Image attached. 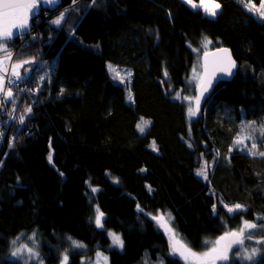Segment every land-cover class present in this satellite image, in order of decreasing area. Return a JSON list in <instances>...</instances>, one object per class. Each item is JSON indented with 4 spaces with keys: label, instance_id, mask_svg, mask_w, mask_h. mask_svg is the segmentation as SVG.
I'll use <instances>...</instances> for the list:
<instances>
[{
    "label": "trees",
    "instance_id": "16d2710c",
    "mask_svg": "<svg viewBox=\"0 0 264 264\" xmlns=\"http://www.w3.org/2000/svg\"><path fill=\"white\" fill-rule=\"evenodd\" d=\"M215 1L221 10L209 17L182 0H60L42 8L29 35L6 42L9 70L32 62L0 114V264H23L11 241L33 233L42 264H62L64 253L81 264L98 251L108 264H186L171 254L159 214L195 252L234 221L264 228V17L244 0ZM204 46L229 48L240 69L199 111L196 102L194 117L182 93ZM122 68L132 72L126 86L112 70ZM243 132L252 140L240 149ZM261 247L254 264H264Z\"/></svg>",
    "mask_w": 264,
    "mask_h": 264
},
{
    "label": "snow or ice",
    "instance_id": "6c2138e0",
    "mask_svg": "<svg viewBox=\"0 0 264 264\" xmlns=\"http://www.w3.org/2000/svg\"><path fill=\"white\" fill-rule=\"evenodd\" d=\"M40 0H0V52H4L5 55L3 57H0V94H3L0 96V100H3L4 103L8 102L7 98H12V88L11 86L16 83V81H19L21 79L20 73L18 72V69L23 67V64L30 63L32 61H22L15 64H12L11 66V78L7 80L6 85V74L9 72V68L6 66L9 61L11 60V53L7 50L6 42L11 39L14 35L13 29L17 30H24L27 25V21L30 15H35L36 12L34 10L38 9V4ZM45 3H54L55 0H44ZM95 2V0H94ZM186 3L190 4L193 8L199 7L202 9L207 15L215 16L217 14L216 10L220 8V5L215 2V0H211V2H206V0H199V4L195 3L194 0H185ZM245 8H248L250 11L255 9L258 14L261 17H264V0H261L260 7L257 9L255 4L247 3L244 5ZM61 20H63V15H61L58 19L54 20V24H60ZM210 42V41H209ZM227 52V50H223ZM230 64L234 66V62L230 61ZM111 69V66H109ZM115 71L114 69H112ZM227 71V69H224ZM230 75V71L228 72ZM207 85H205L204 90H206ZM199 106V99H197V107ZM14 111V109H13ZM27 112H31V108L26 109ZM189 109V115H194ZM20 122L23 123V117L20 118ZM150 124V121L141 120V122L137 125L138 130L141 133H144L145 127ZM260 134L264 136V124L260 126ZM248 139H251V136L247 137ZM238 143H242L243 140L241 138H238ZM153 148H155V144L153 142ZM252 149L256 148V143H252L251 145ZM259 155L264 156V152L259 153ZM207 166V162H205V168ZM197 175H201L206 177V172L204 169H201L197 172ZM93 191H96V189H93ZM228 207V206H225ZM241 205L237 204L234 207H228V211L232 212L235 209H240ZM97 217H96V224L98 227H103L101 223V217H103V213L97 209ZM154 219H160L163 220V217H154ZM256 225L249 224L248 222H245L244 226L241 228L240 232H230L227 233L225 236H222L219 240L215 242L210 252H204V253H196L192 251L191 248H189L187 245L182 243L180 240L176 238L175 233L171 234V249H172V255H178L183 261L186 262V264H216V261L222 260V261H228L229 256L228 252L232 246L233 243L243 245V233L246 229L251 230L255 229ZM167 231L171 232V229H167ZM23 235V234H21ZM113 243L118 245L119 247H123V241L120 239L119 236L116 234H111ZM36 234L33 233L30 237H28L29 240L35 241ZM229 237H232L234 239L229 240L228 243L221 245V241L228 240ZM251 239V234L248 237ZM71 241V245L74 248H83L84 245L72 240L71 237L68 238ZM17 240H19V237L11 241L13 245H16ZM207 243V242H206ZM258 244H264V240H258L256 241ZM246 251V250H245ZM258 249L253 248L251 254L244 255L242 259L244 260H252L253 256L257 253ZM27 252L28 259H36L39 264H42V260L39 256L38 251H36L32 247H28L27 244H21L19 247H15L14 250L11 252L12 257H16L17 259L20 258V256ZM99 255V254H98ZM106 260V257L104 258ZM27 264V262H26ZM62 264H68V255L67 253L63 254V261Z\"/></svg>",
    "mask_w": 264,
    "mask_h": 264
},
{
    "label": "rangeland",
    "instance_id": "374dc122",
    "mask_svg": "<svg viewBox=\"0 0 264 264\" xmlns=\"http://www.w3.org/2000/svg\"><path fill=\"white\" fill-rule=\"evenodd\" d=\"M182 1H184L185 2V0H182ZM237 1V0H236ZM195 3H197V4H199V1H194ZM206 2H211V0H206ZM216 2V1H215ZM59 3H60V1L58 0L57 1V5H59ZM186 3V2H185ZM216 3H218V2H216ZM239 3L241 4V1H239ZM244 3L245 4H247V3H252V4H255V6H256V8L258 9L259 7H260V4H256V3H254L253 1H249V0H244ZM244 3L242 2V4H243V6H244ZM186 4H188V3H186ZM219 4V3H218ZM241 4V5H242ZM189 6H191L190 4H188ZM220 5V4H219ZM192 7V6H191ZM193 8V7H192ZM193 9H199V10H202V9H200L199 7H197V8H193ZM220 10H221V5H220V8L219 9H217L216 10V12H217V14L220 12ZM203 11V10H202ZM252 12H254L255 14H257L259 17H261L259 14H258V12L255 10V9H253V10H251ZM262 11H264V9H262ZM204 12V11H203ZM205 13V12H204ZM206 14V13H205ZM217 14L214 16V17H216L217 16ZM209 17H213V16H210V15H208ZM207 44V43H206ZM207 46H208V44H207ZM207 46H204V48H203V50L202 49H200V50H196L195 52H196V55H197V64H196V66L192 69V71H191V73H190V76H189V80H188V82H187V87H186V89L184 90L185 92L184 93H182V98H183V102L189 107V109H191V111L193 112V113H195L196 112V102H197V91H198V88H199V86H200V84H201V82L203 81V78H204V74H203V55H204V50H205V48L207 47ZM202 51V52H201ZM0 57H1V55H0ZM13 58H14V56H11V60H10V62H12L13 63ZM18 62H22V60H16V62L15 63H18ZM14 63V64H15ZM28 63H25V64H23V67H21V68H19L18 69V72L20 73V76H21V79L23 78L22 77V71H23V69H24V67L27 65ZM12 66V65H11ZM109 66H111V68H113L114 66H112V65H109ZM9 68V67H8ZM115 68V67H114ZM123 70H115V74L117 75V77H119V78H129V74H128V72L131 74L132 72H130V71H128V70H126L125 68H122ZM111 70V69H110ZM6 76H8V77H10L11 78V70H9V72L6 74ZM7 78V77H6ZM131 78H132V74H131ZM131 78H129V80H121V81H119V84H122V85H124V86H126L127 85V82L128 83H130V81H131ZM21 79L19 80V81H21ZM17 82V81H16ZM6 85H7V80H6ZM15 85V84H14ZM14 85H12L11 86V88H12V93L13 92H15V91H13V86ZM127 94H128V96H129V98L128 99H132L131 98V96H132V92H131V90H130V88L128 87V89H127ZM3 94H0V96H2ZM15 95H16V93H13V96L12 97H15ZM7 99H9V98H7ZM129 100V101H130ZM0 108L2 107V106H4L5 105V103H4V101L3 100H0ZM2 111H3V109H2ZM14 117H15V115H13L12 113L11 114H7V116L5 117V119H6V122H5V124H4V130H5V133H4V136L6 135V133L8 132V129H9V125H10V123H11V121L14 119ZM194 117H195V114H194ZM12 118V120L10 121V119ZM4 119V118H3ZM146 121H148V120H146ZM150 125V124H149ZM247 137H249V135L247 134V132H243L242 133V135H240V137L239 138H241L243 141H244V139H248ZM249 140H252V139H249ZM244 145L245 144H243V142L242 143H238L237 142V147H239L240 149H243V147H244ZM248 151H252V152H254V151H256V148L255 149H252L251 147L249 148V150ZM198 176H200L201 177V175H198ZM203 177V176H202ZM241 209V208H240ZM237 210H239V209H235L234 211H237ZM232 215H235L236 213L235 212H230ZM158 217H163V220H160V219H158V223H162L167 229H171V232H169V231H167V232H165V234H166V236H167V239H168V241H169V243H171V239H170V237H171V234L172 233H175V235H176V238L178 239V240H180L182 243H184L185 244V242H184V240L180 237V235L176 232V230H175V228H174V226H173V222H172V218H171V216L170 215H162V214H159V216ZM245 222H248L249 224H253V222H249V221H246V220H242L241 222H239V221H234V224H237V226H236V228L234 229V230H232V228H231V226L229 227V229L227 230V232L223 235V236H225L227 233H230V232H237V233H239L240 232V230H241V228L244 226V224H245ZM255 224V223H254ZM256 225V224H255ZM160 227H161V224L159 225ZM264 233V228H261V227H259L258 225H256V228L255 229H251V230H248V229H246L245 231H244V233H243V245H241L240 247H238L237 249H235L234 251H232V254L230 255V257H229V261H231V262H235V261H239V262H242L243 264H254L255 262H256V260H257V258L260 256V254H261V252H262V247H261V244H257V243H255V244H253V245H250V241L249 240H252V239H249L248 237H249V235L251 234V238H253V237H255V236H259V235H261V234H263ZM112 233L111 232H107V235H108V237H109V239H110V241H111V246H113V247H115V248H121V247H119L118 245H116V244H114L113 243V239H112V235H111ZM222 237V236H221ZM220 237V238H221ZM220 238H218V239H213V240H209L208 242H207V248H206V250L205 251H202V252H196V253H198V254H200V253H204V252H210L211 251V249H212V247H213V245L215 244V242L217 241V240H219ZM121 239V238H120ZM21 244H27L28 245V247H32V248H34L36 251H38V253H39V249H40V244H39V242H38V240L36 239V237H35V241H32V240H29V239H27V241H23V240H21V239H19V240H17V243H16V245H13V250H14V248L15 247H19ZM223 244H225L224 243V241H221V245H223ZM185 245H187V244H185ZM72 248H74V247H72ZM253 248H256V249H258V251H257V253L253 256V259L252 260H244V259H242V257L244 256V255H248V254H251V252H252V249ZM76 249H79V250H82V251H86L87 250V246L86 245H84V247L83 248H76ZM246 250V251H245ZM193 251V250H192ZM195 252V251H194ZM96 253V252H95ZM99 254V255H98ZM68 255V254H67ZM39 256H40V253H39ZM106 257V260L104 259ZM11 258L12 259H16V260H18V261H20V262H22L23 264H26V262H27V264H39V262L36 260V259H28V254H27V252H25V253H23L21 256H20V258L19 259H17L16 257H12L11 256ZM69 258V257H68ZM81 264H108V257H107V255H105V254H103V253H101L100 251H98L97 253H96V255L94 256V258L93 259H90L89 257H84V258H82L81 259Z\"/></svg>",
    "mask_w": 264,
    "mask_h": 264
},
{
    "label": "water",
    "instance_id": "95a60500",
    "mask_svg": "<svg viewBox=\"0 0 264 264\" xmlns=\"http://www.w3.org/2000/svg\"><path fill=\"white\" fill-rule=\"evenodd\" d=\"M57 1L58 0H55L54 3H45L44 0H40L38 4V9L34 10L36 14L29 16L26 28L22 31L13 29L14 35L8 41L22 38L28 35L33 26L32 22L41 15L42 8L54 9L55 7L58 6ZM223 50H227V52ZM230 61L234 62V66L230 64ZM224 69H227V71H225ZM239 69H240V64L237 61V59L234 57L232 51L229 48H219L204 54L203 56L204 78L197 91V99H199V106L197 107V110L199 111L201 109L204 101L212 94V92L220 84L230 83L236 77ZM229 71L231 73L230 75L228 74ZM205 85H207L206 90H204ZM101 221H102V217H101ZM161 228H163V230L167 232L166 227L163 224H161ZM232 239L234 238L229 237L228 240H224V243L226 244L228 243L229 240ZM240 246L241 245L239 244L233 243L228 252V256L232 251H234ZM226 262L227 261L218 260L216 261V264H224Z\"/></svg>",
    "mask_w": 264,
    "mask_h": 264
},
{
    "label": "built area",
    "instance_id": "2783aa9c",
    "mask_svg": "<svg viewBox=\"0 0 264 264\" xmlns=\"http://www.w3.org/2000/svg\"><path fill=\"white\" fill-rule=\"evenodd\" d=\"M37 19H38V18H37ZM35 20H36V19H35ZM35 20H34V21H35ZM32 23H33V26H34V22H32ZM33 26H32V28H31L30 32L33 30ZM30 32H29V34H30ZM29 34H28V35H29ZM26 36H27V35H26ZM24 37H25V36H24ZM6 77H7L6 80H8V79L10 78V77H8V76H6ZM15 85L18 86V85H20V84H19L18 82H16ZM15 85H14V86H15ZM0 106H1V105H0ZM1 113H2V107L0 108V114H1ZM12 114L15 115V111H13ZM11 120H12V118L10 119V121H11ZM5 122H6V119H3V120L1 121L2 125H4ZM11 122H12V121H11Z\"/></svg>",
    "mask_w": 264,
    "mask_h": 264
},
{
    "label": "bare ground",
    "instance_id": "6f19581e",
    "mask_svg": "<svg viewBox=\"0 0 264 264\" xmlns=\"http://www.w3.org/2000/svg\"><path fill=\"white\" fill-rule=\"evenodd\" d=\"M60 1V0H59ZM60 4V3H59ZM38 19H39V17H38ZM40 20V19H39Z\"/></svg>",
    "mask_w": 264,
    "mask_h": 264
}]
</instances>
